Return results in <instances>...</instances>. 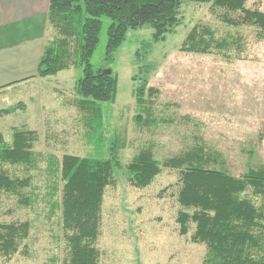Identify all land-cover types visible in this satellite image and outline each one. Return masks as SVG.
I'll return each mask as SVG.
<instances>
[{"label": "rangeland", "instance_id": "1", "mask_svg": "<svg viewBox=\"0 0 264 264\" xmlns=\"http://www.w3.org/2000/svg\"><path fill=\"white\" fill-rule=\"evenodd\" d=\"M246 8L264 12V0H248ZM222 10L211 4L186 3L181 7L180 25L154 44L152 30L130 31L117 49L111 70L118 76L115 103L102 104L104 147L116 139L122 145V167L141 149L150 148L154 159L164 160L205 143L218 152L223 169L238 177L248 168L264 166V40L253 27L233 28L221 21ZM98 46L90 60L93 71L102 66L107 43L108 18H101ZM208 26L218 38L240 35L244 51L239 55H194L181 52L180 46L195 26ZM51 36L53 30L51 29ZM148 53L146 79L157 90L150 116L155 125H137V106L133 89L139 84L137 50ZM240 56V57H239ZM238 58V59H237ZM82 69L62 71L54 77L26 85L19 82L0 90V109L24 105L12 115L0 119V133L7 142L13 128L38 133L34 150L61 160L64 155H96L88 144L87 128L73 105L77 80ZM104 150V155L107 151ZM46 163L32 172L29 194L35 196L30 207L16 198L0 196V223L31 224L28 239L20 253L11 259L0 257V264H61L64 257L60 209L52 208L46 190L50 180ZM16 176H23L17 170ZM116 185L104 194L100 236L97 248L99 264H203L206 247L191 242L195 226L189 224L186 236L179 234L177 215L178 173L162 170L150 186L133 188L124 168L115 172ZM49 190V189H48ZM58 202V201H57ZM56 203V202H54Z\"/></svg>", "mask_w": 264, "mask_h": 264}, {"label": "trees", "instance_id": "2", "mask_svg": "<svg viewBox=\"0 0 264 264\" xmlns=\"http://www.w3.org/2000/svg\"><path fill=\"white\" fill-rule=\"evenodd\" d=\"M247 1L50 0L47 18L49 30L54 33L44 46L36 76L44 79L62 71L82 69V77L74 87L73 105L87 128L88 144H94L98 152L86 157L64 155L57 160L34 150L38 140L34 130L13 128L10 142L0 133V196L16 198L20 206L30 207L35 198L28 192L32 172L46 163L45 172L50 180L46 196L50 195L53 201L51 209L59 208L61 214L65 252L61 264H99L97 242L104 194L108 187L116 185L115 172L121 168L135 189L150 186L162 170L178 173L177 201L182 208L177 215L179 234L186 236L189 224L195 226L190 240L206 247L203 264H264V166L248 168L235 177L223 169L218 152L198 143L162 163L154 159L150 148H144L122 167V145L114 139L106 150L103 135L102 104L115 103L118 87V76L110 67L130 31L150 28L152 42H163L180 25L184 4H211L212 10L224 11V24L233 28L253 27L257 39L263 41L264 12L246 8ZM103 17L110 21L104 60L100 69L93 71L90 60L99 43ZM142 49V53L137 50L134 54L141 74L132 78L139 82L133 89L138 111L134 121L139 126L155 125L154 120L141 119L144 114L150 116L157 94L148 85V68L142 62L149 48ZM179 50L230 57L242 53L244 47L240 35L218 38L210 27L195 25ZM19 106L25 109L24 105L0 109V119L14 114ZM17 170L23 176H16ZM30 230L28 221L0 223V257L11 259L18 255Z\"/></svg>", "mask_w": 264, "mask_h": 264}, {"label": "crops", "instance_id": "3", "mask_svg": "<svg viewBox=\"0 0 264 264\" xmlns=\"http://www.w3.org/2000/svg\"><path fill=\"white\" fill-rule=\"evenodd\" d=\"M49 4L50 0H0V90L13 82L43 80L36 75L51 37Z\"/></svg>", "mask_w": 264, "mask_h": 264}, {"label": "water", "instance_id": "4", "mask_svg": "<svg viewBox=\"0 0 264 264\" xmlns=\"http://www.w3.org/2000/svg\"><path fill=\"white\" fill-rule=\"evenodd\" d=\"M110 73H111V71L108 70V71H107V74H110Z\"/></svg>", "mask_w": 264, "mask_h": 264}]
</instances>
